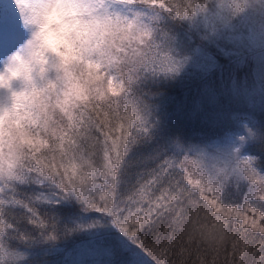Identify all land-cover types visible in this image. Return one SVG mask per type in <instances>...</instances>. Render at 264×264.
I'll use <instances>...</instances> for the list:
<instances>
[{
  "label": "clouds",
  "instance_id": "1",
  "mask_svg": "<svg viewBox=\"0 0 264 264\" xmlns=\"http://www.w3.org/2000/svg\"><path fill=\"white\" fill-rule=\"evenodd\" d=\"M169 2L18 0L25 36L0 55V177H14L33 161L74 182L89 177L80 145L96 116L123 102L145 73L173 69L158 42ZM177 227L201 252H223L233 243L212 212Z\"/></svg>",
  "mask_w": 264,
  "mask_h": 264
},
{
  "label": "snow or ice",
  "instance_id": "2",
  "mask_svg": "<svg viewBox=\"0 0 264 264\" xmlns=\"http://www.w3.org/2000/svg\"><path fill=\"white\" fill-rule=\"evenodd\" d=\"M167 7L168 13L184 18L203 5L185 8L170 0ZM5 35L0 24V40ZM131 93L106 115L96 116L95 124L86 130L80 145L90 171L86 180L74 182L63 170L50 173L38 161L14 177H0V253L9 239L28 238L26 233L20 235L12 219L13 212L22 210L23 226L31 225L49 241L58 238L61 225L65 234L105 229L106 235L95 233L90 246L83 249L86 254L101 255L106 249L118 254L131 241L141 250L134 264H264V203L250 205L253 196L264 202V175L256 171L253 158L238 165L239 172L251 181L243 210L226 207L230 201L227 173L209 177L197 160L184 158L179 163L183 172L174 174L169 168L176 165L169 160L159 163L162 157L157 150L132 155L133 147L149 132V124ZM150 163L156 166L149 167ZM258 175L261 179L257 181ZM21 186H29L30 193H21ZM74 202L102 213L100 219L68 228ZM58 204L65 207L55 209ZM41 208H53L55 214L41 212ZM207 212L215 213L233 234L231 247L223 252H201L187 245L177 227L185 218ZM36 264L45 261L38 258Z\"/></svg>",
  "mask_w": 264,
  "mask_h": 264
},
{
  "label": "trees",
  "instance_id": "3",
  "mask_svg": "<svg viewBox=\"0 0 264 264\" xmlns=\"http://www.w3.org/2000/svg\"><path fill=\"white\" fill-rule=\"evenodd\" d=\"M172 2L183 4L185 8L188 4L193 7L203 5V8L184 18L162 13L158 42L171 56L173 69L145 73L132 86L131 95L146 114L149 124V132L133 147L132 155L157 150L162 157L159 163L169 160L176 165L175 169L170 167L169 170L177 174L183 172L179 163L184 158L197 160L194 155L199 146L212 142L211 147L225 150L224 156L230 159V166L235 170L234 178L230 177L227 182L230 201L225 206L239 208L251 187V181L239 172V162L253 158L256 171L264 175V47H248L246 32L237 34V31L249 29L257 39L259 34H264V0H239L244 11L234 7V0ZM13 10L0 6V24L5 32L16 22ZM228 22L233 29L226 27ZM260 28L262 31L258 30ZM222 130L228 132L222 135ZM224 156L221 158L228 163ZM225 165L219 164L220 167ZM155 166V163L149 165ZM221 174L220 170L216 175L210 173L208 176ZM183 182L187 183L186 173ZM20 191L30 193L31 188L21 186ZM261 203L264 202L254 196L250 199L251 206L259 207ZM64 207V204L55 205V209ZM72 208L74 215L68 228L99 220L102 215L98 211L85 210L76 202ZM41 212L55 214L53 208H41ZM21 213L22 210H16L12 219L20 235L26 233L28 238L9 239L0 253V264H36L38 258L45 264H83L78 259L82 254L89 264H134L135 259L129 256L126 247L118 254L106 249L95 263L96 255L90 258L91 254H86L83 249L90 246L96 230L65 234L61 225L58 238L49 241L31 225L25 228ZM112 231L117 232L115 228ZM99 232L107 234L105 229ZM127 245L140 253L136 244L128 241ZM108 252L114 261H109ZM208 259L210 261L211 257Z\"/></svg>",
  "mask_w": 264,
  "mask_h": 264
},
{
  "label": "rangeland",
  "instance_id": "4",
  "mask_svg": "<svg viewBox=\"0 0 264 264\" xmlns=\"http://www.w3.org/2000/svg\"><path fill=\"white\" fill-rule=\"evenodd\" d=\"M260 4H262L261 2H259ZM0 6L3 8H9V9H14L13 10V14L15 11V17L14 19H16V22L14 23V27L12 28H8V30H6V35L5 38L3 40H0V55H5L7 54L9 51L13 50L23 39L25 36V33L23 31L22 28V14H21V10L18 6V0H0ZM264 6V4H263ZM239 11H244L243 9L239 10ZM226 18V15H225ZM226 27H228V29H233V25L230 24V22L225 24ZM263 25V24H261ZM261 30L262 29H258ZM228 31V30H227ZM229 33L234 34L233 32L228 31ZM245 33V43L248 47H251L253 45H257V47H264V34H259V38L257 39V36L255 34H253L251 31H249V29L246 30H241L239 29L237 31V34L240 33ZM244 123V122H243ZM234 125H239V122H234ZM223 131V130H222ZM228 131H223L222 135L226 134ZM209 140V139H208ZM212 146V142H206L203 143L199 146V149L196 151L194 157L197 160H200V165L202 169H206L204 170L205 174L208 175L210 173H213L214 175H216V173L220 172V170L222 171L223 175L224 173L228 174V177H233L235 175V170L232 169V167L230 166V159L224 156L225 150L224 149H220L218 147H211ZM221 156H224L227 160H229V162L227 163V161H225V159L221 158ZM226 164L225 167H220L219 164ZM187 177V174H186ZM196 178V177H193ZM234 178V177H233ZM260 178H256V180H260ZM250 190V188H249ZM249 195V191L247 192L246 196ZM255 197V196H254ZM243 203H241L240 207L238 208L239 210H243ZM100 229L96 230V232H99ZM127 249H129L130 255L129 256H133V258H136V253L135 251L131 250V248L127 245L126 246ZM81 250V249H80ZM79 250V251H80ZM90 254V253H89ZM92 257L90 258H94L95 254H91ZM107 258L109 259V261H114V259H111V253L108 252ZM79 260H81L83 262V264H89V261H87L85 259L84 254L81 255V257H78ZM130 261V257L128 258ZM99 260V255H96V260L95 263H98ZM101 264V263H100ZM107 264V263H105Z\"/></svg>",
  "mask_w": 264,
  "mask_h": 264
}]
</instances>
